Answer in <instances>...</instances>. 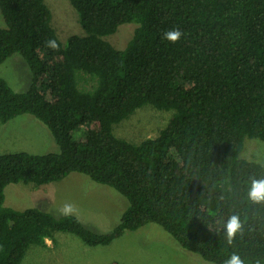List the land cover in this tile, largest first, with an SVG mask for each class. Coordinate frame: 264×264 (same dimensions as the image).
I'll return each mask as SVG.
<instances>
[{
    "label": "trees",
    "instance_id": "trees-1",
    "mask_svg": "<svg viewBox=\"0 0 264 264\" xmlns=\"http://www.w3.org/2000/svg\"><path fill=\"white\" fill-rule=\"evenodd\" d=\"M69 1L85 34L64 44L44 0H0V63L17 52L31 72L24 91L0 75V122L32 115L59 146L0 153V264H22L59 232L109 245L148 223L213 264L233 251L264 258V205L247 204L242 183L264 177V164L242 156L246 138L264 141V0ZM131 22L124 48L105 39ZM174 28L183 33L177 43L162 39ZM49 39L59 51L46 47ZM146 105L172 111L157 135L117 136L115 125ZM74 171L129 201L111 231L95 232L76 215L5 205L10 183L42 185ZM233 212L247 224L230 247L221 226Z\"/></svg>",
    "mask_w": 264,
    "mask_h": 264
},
{
    "label": "rangeland",
    "instance_id": "rangeland-1",
    "mask_svg": "<svg viewBox=\"0 0 264 264\" xmlns=\"http://www.w3.org/2000/svg\"><path fill=\"white\" fill-rule=\"evenodd\" d=\"M51 10L52 25L65 44L73 34L85 31L79 15L69 0H44ZM0 12V27H4ZM136 24L123 23L105 36L117 48H124L133 36ZM0 75L15 91H24L31 84L30 69L15 52L0 63ZM172 111L158 110L151 105L137 109L130 117L116 124L117 136L132 142L154 137L171 118ZM78 131L77 134H81ZM27 151L42 154L59 151L48 128L37 118L22 114L7 123L0 122V153ZM242 156L264 164V141L246 138ZM76 208V216L95 232L111 231L119 222L129 201L113 187L98 183L80 172H70L58 181L37 185L10 183L5 187V205L16 209L38 207L57 216L64 204ZM213 264L198 254L181 248L161 226L148 223L135 230H125L109 245L88 246L78 236L59 232L56 242L32 246L22 264Z\"/></svg>",
    "mask_w": 264,
    "mask_h": 264
},
{
    "label": "clouds",
    "instance_id": "clouds-1",
    "mask_svg": "<svg viewBox=\"0 0 264 264\" xmlns=\"http://www.w3.org/2000/svg\"><path fill=\"white\" fill-rule=\"evenodd\" d=\"M182 35L183 33L178 28H174L166 31L162 39L170 43H177ZM45 43L46 47L53 51L60 50V44L55 39H49ZM242 183L246 189L245 202L250 205H264V177L251 176ZM58 211L62 216L71 217L76 215L77 210L72 204L66 203L58 209ZM246 224L247 221L241 219L239 212H233L227 217L221 226V231L225 234L224 239L228 246H234L237 237L241 239L244 238L246 234ZM252 231L253 229L247 228L248 233ZM223 264H264V258H242L238 252L233 251L230 256L223 261Z\"/></svg>",
    "mask_w": 264,
    "mask_h": 264
}]
</instances>
